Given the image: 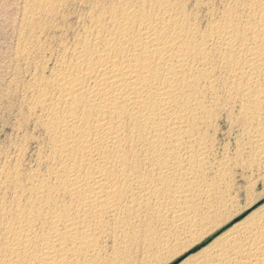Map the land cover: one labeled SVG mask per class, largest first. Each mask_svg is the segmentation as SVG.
Returning a JSON list of instances; mask_svg holds the SVG:
<instances>
[{
  "label": "bare ground",
  "instance_id": "obj_1",
  "mask_svg": "<svg viewBox=\"0 0 264 264\" xmlns=\"http://www.w3.org/2000/svg\"><path fill=\"white\" fill-rule=\"evenodd\" d=\"M22 3L4 102L36 136L0 152V264H149L220 227L235 170L264 175V0ZM188 264H264V205Z\"/></svg>",
  "mask_w": 264,
  "mask_h": 264
},
{
  "label": "rangeland",
  "instance_id": "obj_2",
  "mask_svg": "<svg viewBox=\"0 0 264 264\" xmlns=\"http://www.w3.org/2000/svg\"><path fill=\"white\" fill-rule=\"evenodd\" d=\"M23 1H25V0H0V150H1L0 152L4 151L5 148H6L5 151H7L8 150L7 146H11L10 144H14V143L19 144V142H20V144H23V142H26L27 140L29 142H31V137L36 136V134L30 128H29L30 129L29 132L26 131V134H25V132H23V136H26L25 137L26 140L24 139V137L22 138V136H21L22 133L18 134L15 132V126L17 125L18 120H19V118H18L19 116L15 110L16 104L14 107H12L13 109H11L10 105L7 106L10 102L8 101L9 103H7V101H6L11 96L10 100L12 98L13 101L12 100L11 101L13 103L17 102L16 97H14L16 95H14V93H12L13 92V86L11 87L10 79L12 76H14V74H16L17 71H18L17 73L22 71L21 70L22 68H20V67H22L20 65V63L17 61L14 62V60H15L14 59V50H16L15 49L17 47L16 43L18 42V35H19L18 30H19V25H20L21 15H22L23 5H24V3H22ZM70 7H72V6H70ZM70 7L68 9L69 13H74V12L76 13L77 12V11H75L78 9L77 7H76V9H73L75 7H72L70 9ZM70 10L72 12H70ZM72 16H74V14ZM69 23L70 24L73 23V19H70ZM15 65H17V66H15ZM15 67H16V69H15ZM18 68H19V70H18ZM14 70H16V71H14ZM9 88H11V89H9ZM7 89L10 90L11 92L8 93L9 91ZM5 91H7V92H5ZM5 95L9 96V97H6ZM4 101L7 103V105L5 104ZM5 105L7 106V109H5V107H6ZM3 107H4V109H3ZM9 111H10V113H9ZM14 114L15 115L17 114L16 117H14L15 116ZM15 122H16V124H15ZM221 125H222L221 126V132L218 135V139L220 140L219 143L223 142V144H228L227 142H229L230 143V144H228L229 147H232L233 146V139L232 138L228 139L227 136L225 135L226 130H227L226 123L222 122ZM12 127H13V130H12ZM13 133H15V134H13ZM16 135L19 138L16 137ZM27 137H29V138H27ZM19 139H21V140H19ZM27 142H26V145L28 147V150L26 153V160L29 161L30 160L29 158L31 157L30 155H31L33 149H32V144L29 142L27 144ZM220 144H222V143H220ZM237 169L235 170V173H234L235 174L234 180L236 178L235 182L237 184L236 183L235 184L238 185V186H236L237 189L242 187L241 188V193H242L241 196L242 197H240L239 203H235L233 205V207H230V208L228 207L227 210H225V214L223 213V215L220 218L221 219L220 227H217L215 230L209 232L206 235H203L204 237H202V239L199 238L200 239V240L198 239L199 241L195 240L196 241L195 243H194V241H190V240L184 241V243L182 242L183 244L181 243V245L180 244L177 245L176 247H174L175 249L172 248L167 253L162 254L159 258H157L156 260H153L149 264H188L190 262V260H192L193 255H195V253L203 250V248L205 246H207L215 237H217L218 235H220L224 231L228 230L233 225L237 224V222L239 223V222L243 221L244 218H246V216L248 217L250 214L254 213V210L257 211L260 206L264 205V191H263L264 190L263 189L264 188V183H263L264 177H262L264 175L262 174V171L258 170L259 172H257V169H252V171L254 170L253 172L251 170L250 171L244 170L245 171L244 172V171H242V169L241 170L239 168H237ZM236 171H238V172H236ZM250 172H251V174H250ZM241 173H243V174H241ZM260 173L262 176L260 175ZM248 176H250V177H248ZM253 176H255V177H253ZM257 177H259V178L257 179ZM254 179L257 181V183H255ZM247 180L249 181V183L246 182ZM250 180H251V182H250ZM262 180H263V182H262ZM250 183H252L253 187L250 186ZM261 192H263V193H261ZM259 193H261V194H259ZM258 194L261 196H259ZM256 197H257V199H255ZM246 201H248L249 203ZM251 202H252V204H251ZM222 218H223V220H222ZM186 242H188V243H186ZM146 264H148V263H146Z\"/></svg>",
  "mask_w": 264,
  "mask_h": 264
}]
</instances>
